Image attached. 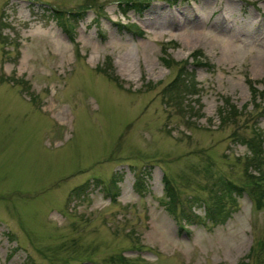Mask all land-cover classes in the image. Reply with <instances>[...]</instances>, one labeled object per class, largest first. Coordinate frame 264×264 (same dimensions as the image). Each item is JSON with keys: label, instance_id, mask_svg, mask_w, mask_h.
<instances>
[{"label": "rangeland", "instance_id": "1", "mask_svg": "<svg viewBox=\"0 0 264 264\" xmlns=\"http://www.w3.org/2000/svg\"><path fill=\"white\" fill-rule=\"evenodd\" d=\"M121 1L0 0V264H264V200L203 217L220 182L254 189L264 0ZM53 9L84 15L65 31ZM183 61L193 83L167 95Z\"/></svg>", "mask_w": 264, "mask_h": 264}, {"label": "trees", "instance_id": "2", "mask_svg": "<svg viewBox=\"0 0 264 264\" xmlns=\"http://www.w3.org/2000/svg\"><path fill=\"white\" fill-rule=\"evenodd\" d=\"M123 2V3H122ZM120 6H127V9L134 10L135 12H141L147 5L145 1H139V0H123L119 2ZM123 9V7H121ZM55 12L51 13V16L57 20L59 23V26L65 30L68 31L70 28L73 27V24L70 23L71 19L80 18L82 15L81 12L78 14L79 11H76L75 13L73 12H67V14L71 18L65 19V21H68L66 24H64V21L62 20V17L60 15V12L58 10L53 9ZM140 32L139 30H137ZM199 53V51H197ZM196 60V58H193ZM162 61L165 65L169 64V60L167 58H162ZM208 65L206 62H201L197 61L192 63V65ZM186 74H188L187 79H185ZM111 79L115 80V77L109 76ZM192 72H187V67H186V61H183L181 65L177 67L175 76L166 84L165 87V92L168 95L171 91H174L178 87L180 88L183 85H188V83H193L192 82ZM14 81V80H13ZM245 82L247 84V88L249 89L250 92V98L251 101H253L254 106L257 107L259 104L257 102L258 99L262 98L261 95L264 94V89L263 90H258L255 85L246 77ZM260 105H263L259 109V113L264 116V103H260ZM237 112L235 109V106H233L231 103L228 102V100H223L222 105L218 109V117H219V122L220 123H227L230 121H233V115ZM240 126V124H239ZM255 127V125L253 124ZM245 130V129H244ZM257 134L250 135L252 132L250 130V133H247L245 137H242L240 139V142H242L246 148H247V154L245 156L244 162H245V171L246 175H249L250 173L248 172L247 169L253 168L255 171V174H252V178L255 179V182L253 184V188L251 187H246L242 188L241 186H235L229 181H224L220 182L218 185H216V189L212 191V201H204V216L206 220H210L212 222H215L217 219L221 218L220 212L222 211V207L224 206L223 200L224 198H228L230 202H235V196L239 195L241 196L243 194V189L246 190L247 192L251 193L253 195L255 204L258 206L260 205V202L264 200V172L262 170L264 166V152H263V141L264 137L262 135H259L258 131L255 130ZM133 175H134V180H133V187L137 189L142 185L141 182V177H139L134 170ZM114 178L111 179V185L116 187L117 180H113ZM163 181V189L165 192V195L167 196V203L170 204L171 206L173 205V199L175 198L174 192L172 190V186L170 183V180L168 179L167 176H163L162 178ZM80 186L74 188L71 190L70 194H78L77 189ZM117 195V189L114 191V194L112 196ZM181 219L186 222V223H192L193 222V216L191 215H183L181 216ZM261 246V244L259 243ZM244 264V263H243ZM246 264V263H245Z\"/></svg>", "mask_w": 264, "mask_h": 264}]
</instances>
